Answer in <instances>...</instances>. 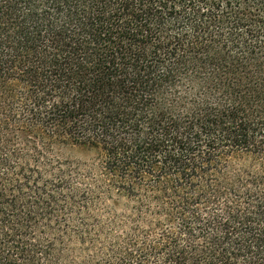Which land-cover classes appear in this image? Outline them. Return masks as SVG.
I'll return each instance as SVG.
<instances>
[{"label":"trees","instance_id":"16d2710c","mask_svg":"<svg viewBox=\"0 0 264 264\" xmlns=\"http://www.w3.org/2000/svg\"><path fill=\"white\" fill-rule=\"evenodd\" d=\"M0 264H264V0H0Z\"/></svg>","mask_w":264,"mask_h":264},{"label":"rangeland","instance_id":"374dc122","mask_svg":"<svg viewBox=\"0 0 264 264\" xmlns=\"http://www.w3.org/2000/svg\"><path fill=\"white\" fill-rule=\"evenodd\" d=\"M70 155H71L72 157L77 158V159H81V158H83V157L85 156L84 151L81 150V149H75V150H73V151L70 153Z\"/></svg>","mask_w":264,"mask_h":264}]
</instances>
